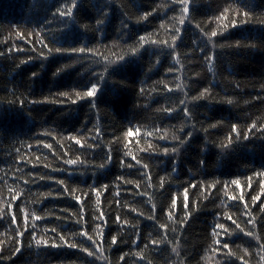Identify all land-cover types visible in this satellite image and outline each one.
Masks as SVG:
<instances>
[{"label":"trees","instance_id":"1","mask_svg":"<svg viewBox=\"0 0 264 264\" xmlns=\"http://www.w3.org/2000/svg\"><path fill=\"white\" fill-rule=\"evenodd\" d=\"M188 2L0 0V264H264V0Z\"/></svg>","mask_w":264,"mask_h":264},{"label":"snow or ice","instance_id":"2","mask_svg":"<svg viewBox=\"0 0 264 264\" xmlns=\"http://www.w3.org/2000/svg\"><path fill=\"white\" fill-rule=\"evenodd\" d=\"M179 3L182 6V15H181V18L179 20V23H180V25H183L185 23V19L187 18L188 14H189V2H188V0H179ZM75 7H76V4L73 3L71 5V7H65L63 10H58L56 13H53V15L54 16L55 15H59L60 17H71L73 15V9ZM244 15L246 16L247 13L245 12ZM235 26H236V22L233 21V27H235ZM196 27H199V25H197ZM177 31H179V30H177ZM216 35H217V33L215 31L211 33V36L212 37H215ZM175 39H176V37H173V40H175ZM210 39L211 38L209 37V40ZM139 42H140V46L141 47H143L147 43H153V44L157 43V41H154V40L153 41H149L143 35H141L139 37ZM163 43H167V42L165 41ZM45 47H47V45H45ZM56 51L59 52V51H61V49L60 48H57ZM71 51L72 52L79 51L80 53H84L86 51V49L85 48H80V49L73 48V49H71ZM131 52L133 54H135L137 52V48H132L131 49ZM124 59H125L124 56H119V57H117V59L115 61H110V60H108V57L107 56L104 57V60L107 62V64H116V63H118L120 61H123ZM107 64H106L105 70H107ZM98 90H99L98 85L96 83H92L90 87H87V90L84 92V96L85 97H95L96 94H97V92H98ZM169 91H172V90L169 89ZM205 92H207V89H205ZM203 95H204V93H201V97H203ZM77 97L80 98V93H77ZM228 102L231 103V100H229ZM184 103H185V101H183V100L180 101V104L181 105H183ZM167 111L169 113H171V109H169ZM188 111H189L188 108H184V113H185L186 116L188 115ZM252 127H255V124H253ZM232 130H233V132H237V126L235 124L232 125ZM97 134H99V130L98 129H97ZM127 134H128V136H132L133 135V132H132V129L131 128L128 129V133ZM136 134H139V129L136 130ZM188 135H189V137H191V133H189ZM237 135H239L238 132H237ZM163 138L164 137H161V139H163ZM244 138L247 139L248 137L245 136ZM72 139L75 140V143L76 144L81 145V147H83V144L81 143V141L79 139H76L74 137ZM173 139H179V137L174 136ZM231 143H232V138H231V136H229V138H228V144L223 145V147H228V145H230ZM45 147H51V146L50 145H45ZM167 151H168V149L165 148L164 149V152L167 153ZM173 151H175V149H173ZM129 155H131L130 152H129ZM132 159L135 160L137 164L140 163L139 160H136V157L135 156H132ZM108 160L111 161V156L110 155L108 156ZM77 162L78 161L75 160V159H68V160L65 161V163L68 164V165H75V164H77ZM122 163H123V161H122ZM129 167H131V165H129ZM143 167L144 168H147V165H143ZM59 183L63 184V181H59ZM232 183L238 185L239 184V181H233ZM137 187H139V185H137ZM105 188H107L106 185H105ZM65 190L67 191V189H65ZM93 190L96 191V195H97V197H99V195H100L99 191L96 190V189H93ZM14 199H15V197H14ZM76 199L77 200H80V197H76ZM230 199H236V197H230ZM239 199L241 201H243L244 200V196L241 195L239 197ZM258 199H260V197H253V202H255ZM172 204H173V206L176 205V200L175 199H173ZM184 207L187 209V192H186V190H185V203H184ZM9 208H11V205H9ZM82 211H83V209H82ZM104 217H105V214H104L103 211H101L99 213V216L96 217V219H98L101 222V223H97V225H96L97 229H100V232L98 233V235L100 236V240L99 241H97L96 239H94L92 235H89L87 231H82L81 232V235L83 237H86L87 241H90L92 243V245L94 246V248H95V252L94 251H89L88 248H83L82 249L89 256H93L96 253H102V251H103L101 249L100 245L103 243L102 225H106V220L104 219ZM31 219L33 221H36V220H40L41 217L36 216V215H32ZM227 219L232 220V217L229 216V217H227ZM12 220L15 223V216L14 215L12 216ZM116 220H117V222H119L120 221V217L117 216L116 217ZM28 221H29V214L28 213H24L23 223H24V226H25V230L27 229ZM248 222L249 223H252V220H249ZM232 223L233 224H236V221L235 220H232ZM161 227H167V226L166 225H161ZM215 227L218 228V229H223L225 232L227 231V229H225V226L223 224H218ZM236 227L239 229L240 228V225L239 224H236ZM52 231L55 232V229H52ZM213 234L215 235V229H214ZM18 235L22 236L23 233L22 232H18ZM247 235L248 236H252V233L251 232H248ZM60 239L62 241H64V244L67 245L68 247H72V248L77 247L76 244H69L68 241L65 240V238L63 236H60ZM116 242H117V238L115 236H113L112 237V240H111V243L113 245H115ZM36 243H37V245H40L41 243H43L45 247L48 246V242L47 241L37 240ZM152 243L155 244L157 242L156 241H153ZM216 243L219 244L220 241L217 240ZM51 246L52 247H58L59 245L53 244ZM228 247H229L228 244H223V248H228ZM15 251L16 252H19L20 251V248L19 247L16 248ZM121 259H123V257H121ZM262 259H264V258H262ZM245 264H246V262H245Z\"/></svg>","mask_w":264,"mask_h":264}]
</instances>
